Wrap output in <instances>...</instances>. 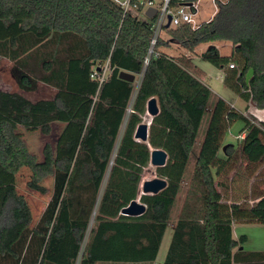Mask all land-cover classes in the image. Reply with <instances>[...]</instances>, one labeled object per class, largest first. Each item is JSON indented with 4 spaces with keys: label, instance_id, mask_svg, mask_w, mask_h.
I'll use <instances>...</instances> for the list:
<instances>
[{
    "label": "trees",
    "instance_id": "obj_1",
    "mask_svg": "<svg viewBox=\"0 0 264 264\" xmlns=\"http://www.w3.org/2000/svg\"><path fill=\"white\" fill-rule=\"evenodd\" d=\"M225 1L196 30L187 25L164 30L148 56L155 17L139 19L112 0H0V58L13 64L11 77L18 90L35 92L41 83L84 99L55 146L44 143L37 161L13 125L37 129L47 140L60 114H69L68 102L58 95L31 102L0 91V264H75L93 215L80 264H153L168 226L173 233L163 264L234 262L232 252L245 237L232 239V218L221 213L216 179L231 171L229 165L237 159L264 164V123L253 124L221 99L211 104L210 89L181 60L161 50L169 44L188 52L216 42L231 44L228 57L212 47L200 60L224 71L223 83L232 93L264 110V0ZM105 64L107 75L98 84L90 76ZM122 71L139 77L131 107L133 83L118 78ZM151 98L159 113L151 119L147 144L139 143L133 134ZM206 114L209 120L198 147ZM238 119L243 123L238 141L222 144ZM150 148L167 154L166 165L156 169L167 187L138 198ZM189 163L199 188V208H184L172 223ZM22 168L30 172L27 189L40 195L47 192L42 182L52 179L51 197L33 227L27 202L15 188ZM136 199L146 206L143 215L119 214ZM229 212L264 224V196L246 216L234 204ZM243 255L247 261L264 260V253Z\"/></svg>",
    "mask_w": 264,
    "mask_h": 264
},
{
    "label": "rangeland",
    "instance_id": "obj_2",
    "mask_svg": "<svg viewBox=\"0 0 264 264\" xmlns=\"http://www.w3.org/2000/svg\"><path fill=\"white\" fill-rule=\"evenodd\" d=\"M118 1H124V0H118ZM214 7L210 0H200L198 3V15L196 17V21L198 23H204L207 20L211 18V13L213 12ZM140 19H142L140 17ZM161 37L163 36L162 33H160ZM164 38L167 40V37L164 36ZM208 46H200L197 50V56L198 53L204 52ZM212 46H214L212 44ZM218 50L222 54H228V50L230 49L229 46H225L224 44H218L217 45ZM201 48V49H200ZM200 49V50H199ZM168 53L169 55L173 56H180V47L174 44H169V48L167 50L161 49ZM232 51V48H231ZM182 57V56H181ZM192 54L190 56V59H192ZM177 60L182 61V65L184 68L191 70L192 65L194 64L195 67H197L202 72L203 77V83L209 87L210 91L215 96H220L222 100H224L228 104H233L237 110H244L242 109L243 102L241 99L237 98L234 93L227 90L223 83L222 79L219 75V70L211 65L210 63L200 60V59H192L186 61L184 57L178 58ZM193 63V64H192ZM12 63H10L8 60L4 58H0V90L7 91L11 93H18L22 95L24 98L31 102H35L38 100H48L52 99L56 95H62L64 99L68 102L69 106L77 105L78 99H72L68 95H64L59 93L58 91H53L48 86H45L41 83H38L37 90L35 92L25 93L18 90L17 85L13 78L11 77V68ZM139 84V77L135 78V81L133 82V94L130 98L129 107H131L132 102L134 100L137 88ZM215 97H212L210 100V103L212 104L215 102ZM248 108H246L243 113L245 117L248 119V121L252 122L253 124L257 123L256 118L252 115H250L247 111ZM128 110L126 111V116L124 118V121L120 127L118 137L116 140L115 149L117 148V145L119 144V141L122 137L126 120L128 117ZM70 117V114L66 116H60L59 120L53 125L52 132L49 136V138H43V136L40 135L39 131L33 128L31 129H22V128H15L16 135L22 139L28 149V151L35 156L37 161L41 160V150L46 141H49V143L52 146H55L56 140L63 130L68 118ZM152 117L146 116L144 114L142 116V123H146L148 125V135H149V127L151 123ZM209 120V115L206 114L202 122L200 124L196 144H198V147L200 145V142L202 138L205 135L207 123ZM243 127V123L238 119L235 120L230 127L228 128V131L226 132L225 136L222 137V144L231 145L235 144L237 140V136L240 132V130ZM197 147V148H198ZM151 149V148H150ZM219 158H223L221 152L218 154ZM231 167V171H229L227 174H222L220 177L216 179V183L218 184L217 190L221 194V213L223 215L230 216V219L236 220L238 219L237 216H231V213L229 212V207L231 205H238L240 207L241 213H244L246 216V212L250 208L251 204L256 202L259 198L264 196V164H250L245 161H242L241 159H237L235 163H231L229 165ZM192 163H189L187 165V168L184 173V178L180 184V191L178 195L175 198V203L172 209L171 213V222L175 223L176 220L180 217L182 210L184 208H191L194 209V211H197L199 208V188L196 186V184L192 180ZM155 177H158L156 174V169L151 167L149 164L146 168L142 170V173L140 175V186L138 189V198L141 196V183L146 180H151ZM30 179V172L26 168H22L19 170L15 177V188L18 195L22 196L30 209L31 215H32V224L31 227H33L41 213L43 212L44 208L46 207L51 194H52V179L48 178L45 181L42 182V186L47 189L46 194L40 195L36 192H33L29 189H27L26 184ZM107 179V175L104 178V181L102 182V185L100 187V193H102L105 182ZM93 217L89 221L88 225V231L86 232L82 246L80 249L79 256L82 255L83 249L86 245V241L89 235L90 230L93 227ZM244 220V219H243ZM245 221V222H244ZM243 223H247L248 220H244ZM238 228L234 229L235 238L238 241L240 237L244 236L245 242L241 245L243 251L245 252H251L254 250H264V224L258 223V224H243L241 226H237ZM172 228L171 226H168L165 233V238L162 240L160 244V248L157 254V257L153 264H163L166 253L171 241L172 236ZM115 264V263H111Z\"/></svg>",
    "mask_w": 264,
    "mask_h": 264
},
{
    "label": "built area",
    "instance_id": "obj_3",
    "mask_svg": "<svg viewBox=\"0 0 264 264\" xmlns=\"http://www.w3.org/2000/svg\"><path fill=\"white\" fill-rule=\"evenodd\" d=\"M118 6L121 7L124 13L132 12L142 20L148 19L145 16V12L149 8L156 10L155 23L152 26V37L149 43L148 56L151 55L157 40L161 37L160 33H164V30L170 28H178L184 25L189 26L192 30H196L203 23H198L196 17L198 15V3L200 0H195L188 2L187 0H112ZM214 10L211 13V18L204 23L209 22L214 14L217 12L218 3L225 4V0H210ZM169 19V26L166 28V24ZM148 59L146 58L145 64H147ZM229 69H233V65L228 66ZM99 71L93 70L90 78L95 79L98 84H101L107 75V64L102 68H98ZM128 112H130L128 110ZM240 137H243L242 135ZM81 256H78L75 264H80Z\"/></svg>",
    "mask_w": 264,
    "mask_h": 264
},
{
    "label": "water",
    "instance_id": "obj_4",
    "mask_svg": "<svg viewBox=\"0 0 264 264\" xmlns=\"http://www.w3.org/2000/svg\"><path fill=\"white\" fill-rule=\"evenodd\" d=\"M156 10L149 8L145 12V16L148 19H151L155 16ZM169 26V19L166 24V28ZM214 46L210 45L207 49H210ZM118 78L129 83L135 81V76L126 72H120ZM159 113V107L156 99L151 98L147 101L145 106V114L154 118ZM133 139L139 143L148 142V125L146 123H140L135 128ZM225 147H223L224 150ZM167 154L161 149H149V165L155 169L162 168L166 165ZM140 184V183H139ZM167 187L166 180L155 177L151 180H146L141 183V195L143 196H152L157 195ZM254 204V203H253ZM250 207H252V205ZM146 206L138 201V199L131 201L126 207L120 210V215L125 217H139L145 213Z\"/></svg>",
    "mask_w": 264,
    "mask_h": 264
},
{
    "label": "crops",
    "instance_id": "obj_5",
    "mask_svg": "<svg viewBox=\"0 0 264 264\" xmlns=\"http://www.w3.org/2000/svg\"><path fill=\"white\" fill-rule=\"evenodd\" d=\"M218 44H224L225 46H229L230 47V49L228 50V54H222L219 50H218V47H217V45ZM213 45H214V47L217 49V51H218V53H219V55L221 56V57H228L230 54H231V48H232V46H231V44H229V43H223V42H216V43H213ZM201 46H205V45H201ZM206 46H208V45H206ZM200 47V46H199ZM199 47H197L193 52H188V51H185L184 49H182L181 47H180V56L178 57V56H173V55H169L168 53H166L165 51H163L162 50V52L163 53H165L166 55H168V56H170V57H172V58H174V59H178V58H182V57H184L185 59H186V61L188 60H190V62H191V60L192 59H200V55H201V53L202 52H200V53H198V56H197V49L199 48ZM201 49V48H200ZM199 49V50H200ZM164 50H167V49H164ZM191 54H192V59H190V56H191ZM182 56V57H181ZM11 63V62H10ZM193 64V63H192ZM219 70V69H218ZM187 71L191 74V75H193L195 78H197V79H199L202 83H203V77H202V72L197 68V67H195L194 66V64L192 65V68H191V70H188L187 69ZM219 75H220V77H221V79H222V83H223V80H224V71L223 70H219ZM223 85H224V83H223ZM224 87L226 88V86L224 85ZM49 88H51V87H49ZM209 88V87H208ZM53 91H58V90H56V89H54V88H51ZM227 89V88H226ZM227 90H229V89H227ZM0 91H2V90H0ZM230 91V90H229ZM3 92H7V91H3ZM59 93H61V94H64V95H68V96H70L72 99H78L79 101H78V104L75 106V105H73V106H71L70 105V112H69V114H70V116H71V114L74 112V110L77 108V106L84 100L82 97H80V96H76V95H70V94H67V93H64V92H61V91H58ZM9 93H11V92H9ZM235 95V94H234ZM58 96H62V95H58ZM237 98H239V96H237V95H235ZM212 97H215L216 99H221V97L220 96H215V95H213L212 94ZM215 98H214V100H215ZM239 99H241V98H239ZM222 100V99H221ZM224 101V100H223ZM241 101L243 102V105H242V109H246V108H248L247 109V111H248V113L250 114V115H252V116H254L255 118H256V122L257 123H260V122H262V123H264V110H258V109H256L252 104H250L249 102L247 103V102H245V101H243L242 99H241ZM225 102V101H224ZM226 103V102H225ZM227 105H229L230 107H232L236 112H238V113H240L242 116H244L245 117V115H244V113H243V111L242 110H237L236 108H235V106H233V104H228V103H226ZM66 115H68V114H60V116H66ZM60 118V117H59ZM246 118V117H245ZM67 123V122H66ZM66 125V124H65ZM13 127H14V130H15V128L16 127H18V128H22V129H31V128H25V127H20V126H16V125H13ZM34 130H36V129H34ZM24 142V141H23ZM243 219H236V220H232V226H231V228H232V239L234 240V241H237L236 240V238H235V234H234V229L235 228H238L237 226H241V225H243V224H247V225H249V224H258V223H260V222H257V221H249V222H247V223H243ZM245 222V221H244ZM165 233H166V231H165ZM165 233H164V236H163V239L165 238ZM162 239V240H163ZM246 239V238H245ZM247 253H264V250H254V251H251V252H245V251H243V249H242V246H238V247H236L234 250H233V252H232V254H233V256L235 257V260H234V262L232 263V264H264V260L263 261H247V259L244 257V255L243 254H247ZM154 263V262H153Z\"/></svg>",
    "mask_w": 264,
    "mask_h": 264
},
{
    "label": "bare ground",
    "instance_id": "obj_6",
    "mask_svg": "<svg viewBox=\"0 0 264 264\" xmlns=\"http://www.w3.org/2000/svg\"><path fill=\"white\" fill-rule=\"evenodd\" d=\"M146 116H148V115L146 114Z\"/></svg>",
    "mask_w": 264,
    "mask_h": 264
}]
</instances>
